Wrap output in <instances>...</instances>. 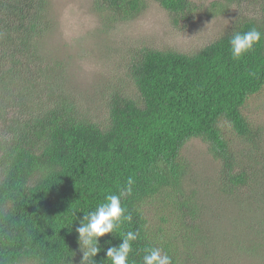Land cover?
<instances>
[{"label": "trees", "instance_id": "obj_1", "mask_svg": "<svg viewBox=\"0 0 264 264\" xmlns=\"http://www.w3.org/2000/svg\"><path fill=\"white\" fill-rule=\"evenodd\" d=\"M146 1L94 0V6L124 20L138 15ZM155 1L175 22L194 11V0ZM48 3L0 0V264H80L75 231L80 219L129 177L133 194L122 206L132 221L120 231L140 233L129 264H141L149 246L179 264L162 228L169 219L162 215L160 226L151 225L145 203L164 192L175 198L171 211L187 214L181 150L193 138L208 143L222 162L227 187L252 179L254 173H235L239 164L222 125L256 144L260 132L244 108L264 89V36L238 60L230 54L229 39L252 28L264 33V4L260 19L239 17L233 28L193 53L140 49L130 69L137 95L114 94L102 127L78 111L57 81L51 86L26 76L39 66L57 72L40 37L51 29ZM211 14L222 12L215 4ZM119 234L100 238L96 264H110L106 249L122 243Z\"/></svg>", "mask_w": 264, "mask_h": 264}, {"label": "rangeland", "instance_id": "obj_2", "mask_svg": "<svg viewBox=\"0 0 264 264\" xmlns=\"http://www.w3.org/2000/svg\"><path fill=\"white\" fill-rule=\"evenodd\" d=\"M220 8L222 14H211ZM264 0H194L189 19L174 21L155 0H147L142 11L124 20L95 8L94 0H49L51 29L43 40L50 65L26 75L40 81H55L84 117L107 126L109 103L114 94L137 95L131 66L144 47L193 53L223 34L239 17H262ZM189 16V14H187ZM63 79V82H62ZM244 114L260 132L254 145L222 125L225 138L245 170L246 185L226 186L222 162L211 154L208 143L190 139L181 150L187 165L182 181V211L172 195L149 199L144 214L151 225L164 216L162 226L179 264H264V89L250 98ZM32 264V263H27Z\"/></svg>", "mask_w": 264, "mask_h": 264}, {"label": "clouds", "instance_id": "obj_3", "mask_svg": "<svg viewBox=\"0 0 264 264\" xmlns=\"http://www.w3.org/2000/svg\"><path fill=\"white\" fill-rule=\"evenodd\" d=\"M264 36L256 28L246 32H235L229 39L230 54L233 59H240L250 52ZM254 75V74H253ZM134 180L129 177L126 185L117 193L105 195L93 211L85 213L75 231L78 234V245L82 252L80 264H96L95 258L102 251L100 238L119 232L122 243L106 249V259L110 264H129L133 252V242L140 237L139 231H120L125 222H131L132 216L122 206V200L133 194ZM141 264H172V257L159 247L149 246L143 249Z\"/></svg>", "mask_w": 264, "mask_h": 264}]
</instances>
